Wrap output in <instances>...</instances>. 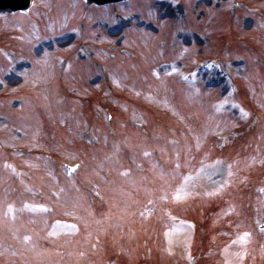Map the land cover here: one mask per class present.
Returning <instances> with one entry per match:
<instances>
[{
    "label": "rangeland",
    "instance_id": "1",
    "mask_svg": "<svg viewBox=\"0 0 264 264\" xmlns=\"http://www.w3.org/2000/svg\"><path fill=\"white\" fill-rule=\"evenodd\" d=\"M41 4L49 5V0H41ZM72 1V2H71ZM221 2V0H218ZM253 4H259L263 8L264 6V0H251ZM79 4L78 0H69L68 4L64 9L58 8L52 11L51 14H53V21L55 20V17L59 16L61 9L64 10V16L65 13L68 14L70 12V9L67 7H71L73 3ZM148 2V7H144L142 4L138 5L141 6V8H138L139 12L145 16V18H149L150 15L156 17L154 9L150 6V2ZM39 2H37V7L40 5ZM222 7L220 10L225 9V5H228V0H223ZM36 6V5H35ZM258 6V5H257ZM41 7V6H40ZM264 9V8H263ZM121 10H124V8H121ZM157 16H160V13H163L161 8L155 9ZM264 11V10H263ZM131 12V9H128L126 13ZM100 14L97 17L91 16V19H97L94 22H97L99 24L98 29L91 30L92 34H89L88 42L92 40H98L100 37L103 36V33L105 34L106 42L108 44H114L121 46V36H123L124 43L123 45H129L133 46L132 51L133 54L125 59V57L121 58L122 64L118 66V70L114 71L113 78H112V86L110 83H101V90L98 92V95L96 94L98 90H95V87H88L85 82L82 81V77L79 75H73L71 77L70 81H73V89L74 93L78 94L76 96L79 97H91L89 95L92 94V99L95 97L94 95H97L94 100H100V102L104 106L103 112L105 114L99 115V122L100 120H105L106 114L112 113L113 114H119L122 112L129 111L128 108H125L122 106L125 102L129 101H136L138 108L135 110L136 116L140 117L141 119H144V115H141L139 109L142 107H145L148 110L154 111L155 116H159V112L164 110L165 108L171 109L175 116H179L183 114L184 110L181 108L180 105L175 103V100L179 102L178 99L175 98V94L172 93V88L167 87L165 85L161 86L162 81H167L171 75V70H169V67L172 68L174 71H178V68L180 67L182 60H189L191 55L194 53L197 55H201V57L204 56H210L212 58H219L222 59L225 54L229 53L228 50L225 49V44L228 42V40H232L236 43V45L242 44L244 42H248L251 46H253V51H250L252 48H241L235 54L237 55H244L246 56L247 60H243L242 62L247 66H244L243 72L245 77V93L246 97L251 101V104L257 108V105H259L260 109L262 107L261 101L264 100V66H262V70L257 69L255 67L256 63L260 62L261 60H264V25L262 22V17H264V12H259V16H257V21L255 24H247V25H241L237 20L232 18V15H227L228 25L223 26L222 24H218V28L216 27V24L213 23L211 25V19L209 22L203 23V29H196L193 28L192 30H189L190 33L188 35L191 37L189 40L186 39L184 42L180 41V46L173 52L167 53L165 55V58L168 60H171L170 63H159L157 60L159 57H157L161 51H163L161 48H164L165 40L164 36L162 34H156V33H149L148 29L140 27V28H132L129 32L121 33V32H112L111 28H108V26L111 27V24L113 22L120 21L121 15H117L116 13L108 10H104L103 12H99ZM50 14V15H51ZM62 14V15H63ZM219 14V12H218ZM221 14V13H220ZM164 15V14H163ZM256 18V16H253ZM63 18V16H62ZM160 18V17H159ZM158 18V19H159ZM184 18H181L179 21V24L184 22ZM6 16L0 15V26L2 28H7L6 25ZM218 19V18H216ZM264 19V18H263ZM63 19H60L61 22ZM119 20V21H118ZM160 20V19H159ZM207 20V19H206ZM87 22L85 19L83 20V23H78L77 20L75 22L74 26H79L83 31L87 27ZM167 21H164V23ZM245 26V28H243ZM191 27V26H190ZM227 28V29H225ZM54 29V28H53ZM102 29V30H101ZM195 29V30H194ZM229 29V33L226 34V31ZM0 33H5V30L0 29ZM8 31H12L9 30ZM225 33L223 34V32ZM25 32V31H24ZM103 32V33H102ZM210 34L211 39L213 41V44L216 43L217 47L214 48L212 45L211 47H205L201 48L200 43L195 39V37H198V35H203L204 33ZM10 33V32H9ZM24 39L32 38V33H22L21 34ZM209 35V36H210ZM7 37V35L5 34ZM10 36V35H9ZM208 36V37H209ZM188 37V36H187ZM226 40V42H224ZM0 41H6L4 38L1 37L0 34ZM171 43H173V40H169ZM10 42V41H9ZM254 44H252V43ZM186 43V44H185ZM259 43V44H258ZM79 44V43H78ZM75 42L69 40V39H61L59 41V44L56 43L57 49L59 47L60 51L64 50H74V48L78 45ZM248 44V45H249ZM192 45V46H191ZM257 47H254V46ZM231 46V45H229ZM110 47H107L108 50ZM182 51V53H181ZM100 54V51L98 52ZM163 53V52H162ZM49 53L47 52L45 56L47 57ZM122 56V55H121ZM235 57V55H234ZM106 56L104 55L101 59L100 56H96L94 58V61L96 65H101V63L105 64ZM233 58V57H229ZM161 59V58H160ZM176 60V61H173ZM192 60V59H191ZM190 60V63H191ZM181 61V63L179 62ZM201 63V62H200ZM237 63V62H236ZM248 63V64H247ZM183 64V63H182ZM88 67V69L93 73L94 67L90 63L84 64ZM184 65V64H183ZM105 66V65H104ZM174 66V67H173ZM196 66V64H189V66H185L183 68L190 70L193 69ZM249 67V68H248ZM39 75L35 76L32 75L29 82L21 91L27 92L31 94L32 91L35 90V86L32 83V80L34 79L36 82H38L37 87L43 86L44 87L51 82V76L48 74L47 68H41ZM229 71H233L235 73V70H237L236 67H234V60L230 62ZM239 71H236L238 73ZM202 75V74H201ZM129 77V79H128ZM162 77V79H161ZM166 77H168L166 79ZM133 79V81H128L130 79ZM159 80L160 83H156L155 80ZM173 78V77H172ZM19 81V76L15 77V79L10 83L15 86L16 83ZM45 82V83H44ZM80 82V85L82 88L75 87V85L78 86V83ZM243 82V81H242ZM83 83V85H82ZM167 82H164L162 84H166ZM106 88V89H105ZM129 89V91H127ZM111 90V91H107ZM5 92L4 90H1ZM31 91V92H30ZM129 92V93H127ZM197 92V91H196ZM216 96L213 99H220L222 93L217 90ZM95 93V94H94ZM2 94V92H1ZM191 94V93H190ZM191 96V95H190ZM189 96V93H186V97L188 98L189 103H199L200 100H192ZM49 97V93H48ZM175 98V100H174ZM212 98V97H210ZM227 100L229 101H236V99H232V97H227ZM42 106L45 109H48L49 105L47 104L46 100H44ZM104 101V102H103ZM98 102L97 104H99ZM134 102V104H136ZM202 105V102H200ZM186 102H181V105L186 107L188 105ZM100 105V104H99ZM217 105V104H215ZM263 108V107H262ZM63 110V109H62ZM61 110V111H62ZM60 110H58V113H61ZM188 111L191 112V116H189L190 121L187 124L190 125H198L201 123V128L205 132L210 129V125L204 123L206 119L211 118L213 120V123H215L212 128L216 129L217 132H224L226 134H231L233 131L232 128L229 125H218L217 123H221L220 120H217L214 116V113H205L204 111H200L195 107H188ZM65 111L62 112V114H66ZM69 112V111H68ZM264 112V108H263ZM12 113V112H11ZM55 112H49V117H36V115L32 116L31 119H26L25 121L20 122L19 116L17 119V125L14 122V126H18L19 128H12L14 131L21 132V135H18L17 137H14L13 130L12 131H6L4 132V138L8 137L9 140L4 139V144L6 147H13V144L21 145L25 147L29 152L31 151L33 156L30 157L31 160H20V162L26 167L29 166V179L30 171L33 169V165L43 167V171L45 173H37L35 172V175L31 176L32 181L30 184V188L32 189V192L38 191L43 192L41 188L38 186V184H41V187L49 186V195L52 196L51 189H56L57 187L62 186V181L57 177L56 175L53 176V173L55 172V167H58L59 164L56 162H50L48 159V155L54 156L56 159L58 157L61 158H67L71 159V161H74L72 159H76L78 157H81L79 155V152L86 151L88 146H85L82 144L80 138L83 134L82 131L85 129H88L89 126L87 124V116L82 115L80 116V120H77L79 117L73 114L71 118L66 119L70 120V126L68 122L60 120L55 115ZM58 114V116H59ZM259 114V113H258ZM22 116L24 115L21 114ZM126 115V114H125ZM24 116H27L25 114ZM121 116V115H118ZM131 116V115H129ZM128 116V119H129ZM161 118V116H159ZM169 117V116H168ZM186 115H183L181 118L186 119ZM9 120H14V114L8 115ZM172 120L179 125L181 122V118L178 117H171ZM139 119V120H141ZM228 124L234 126L235 119H233L232 116L228 117ZM170 120V119H169ZM226 120V119H222ZM79 121V122H77ZM204 121V122H202ZM116 125L115 128L119 135H121V129H124L123 126V120H121L119 117L116 119ZM77 123L79 124L77 126ZM174 123V124H175ZM3 123L0 122V126H2ZM74 126L77 128H74ZM258 128H262V133L257 135V131L254 132V135L252 136L249 134V136L254 137V139H250L249 141H246L245 144H248V147H251L247 149V153L245 155L243 154L246 149L244 150H231V152L228 155H225L226 157L231 158V162H233V165H224V159L217 158L218 155H223V153L219 152H210L208 149H205V154H207L204 159L205 160H214L213 163H215V168H218L214 171V175H208L206 167H201L200 170H202V175L204 177L197 178L194 184L191 182L188 186L185 188L183 187V183L181 182L179 184V181L177 180V173L171 175L168 174L166 168L164 167H157L154 168L152 171V180L154 181L151 183L146 189H142L141 185L139 186L138 183L135 184L134 177L132 175L127 174V171L125 169L124 172L121 170V166H118L117 164L120 162L119 159H116L114 157L115 149L114 148H107L104 152L101 154H98L95 156L97 161L95 160L94 168L97 170L96 165H98V169L101 170V167L107 172H109V175L111 174V178H108L107 180H104L100 177L98 180L99 186H97V190L101 192L102 195V203L100 205V208L94 209L90 211V203L87 199L86 193L77 190L78 187H73V191L77 193L76 197H70L67 196V199H74L72 202H75L81 207L82 209L86 208L87 213L83 214V210H78V214L83 220L84 223H86L87 230L89 231V241H76L77 244L83 245L87 244L90 245V242L95 237V227L100 226L104 227L107 223H110V226L114 227V225L117 224V228L121 230V227H124L122 231L117 232V243L119 246L115 245V243L111 244V249L113 251H117L118 249L123 251L124 255L122 258H125V260L128 262L127 264H137L138 261H142L145 264H184L183 262H177L175 256L170 257L166 255L165 248L171 249L172 244L170 242H179L181 243L185 242L184 239L180 238V235L185 232V230L182 231L181 234H177L171 231V229L165 225L163 219L167 215V213H170L174 210L175 213L178 211H181L179 209L180 201H188L192 206H197L198 210L196 213L192 212H183V216H191L194 219L201 220L203 223L207 224V229L205 232H198L196 236L197 246H201L204 244L205 247L211 248L206 255V258H204L203 263L204 264H241L243 261H246V264H264V238L261 239V237L257 234L255 229H253V225L256 223L252 219V225H246L241 224L239 221L234 223L236 224L240 230H243L244 228H247L249 230V233L245 234L242 237H237L238 241L237 244L240 246L236 249L237 252L231 253L226 251H223L224 242H220V235L219 231L222 230L224 225L228 223L225 222V216L228 215V213H238L242 212L244 213V222L248 221V219H251V216L255 213H257L255 210V206L257 204V200H252L253 192H256L255 186L256 183L254 181V177L250 173V171H254L258 165V163H261L264 160V119L258 123ZM183 129L186 128L185 123L181 125ZM196 127V126H195ZM70 131H75L77 136H73L72 133H69ZM91 131V128H90ZM152 131H156V128L153 127ZM82 132V133H81ZM95 132H100L99 128H95ZM153 132V133H154ZM259 132V131H258ZM251 133V132H250ZM164 136L169 137V140L171 137L182 139L181 141L182 145H187L188 139L185 137L187 134H181V131H178L176 128L175 130H171V132L163 133ZM198 145H200V149L204 148L205 140H207L208 136L204 132H200V130H197L192 133ZM256 136V137H255ZM167 137L165 140L163 139V145L166 146L165 143H169L170 141L166 142ZM82 144V148H79ZM84 145V146H83ZM94 147L103 148L105 147V143L102 140L95 142L93 145ZM166 147L169 148L170 153L172 152H178L181 149H184L183 146H179L177 144L175 145H167ZM144 148V147H143ZM79 149V152L77 151ZM89 149V148H88ZM135 149H139V147H136ZM33 150V151H32ZM142 151L146 149H141ZM89 155L93 153L92 149L87 150ZM131 151V158L133 155V152H135L134 148L130 149ZM85 154V155H88ZM244 155V159H240L238 157H234L235 155ZM15 158H21L24 155L22 154H13ZM148 155V154H147ZM149 156H146L145 159H148ZM167 158V166L172 163V157H166ZM8 159V156L6 152H3L1 160ZM22 159V158H21ZM240 160V161H239ZM49 161V162H48ZM204 161V160H203ZM54 163V164H52ZM256 163V164H255ZM178 167L181 165H184V163H178ZM176 165V166H177ZM193 167L196 166L192 165ZM60 167V166H59ZM176 167V169L178 168ZM190 168L191 165L189 166ZM125 168H128L127 166ZM230 168L232 171H230ZM54 170V171H53ZM1 172V171H0ZM91 172V171H90ZM199 172V171H198ZM257 172V169L255 170V173ZM95 174V173H94ZM117 174L118 176L116 178H112V175ZM247 175L251 180L246 183H242V175ZM123 178L121 179V177ZM214 176V179L211 177ZM81 177V176H80ZM79 177V179H80ZM78 179V181H79ZM118 179V180H117ZM174 179L175 181H173ZM5 178L2 177L0 174V191L4 188V182ZM80 183H83L85 186L87 185L86 182H88V179L86 180V177L83 179L81 178ZM68 184H74L71 182H67ZM157 185L158 187H153V184ZM28 186V184H27ZM88 186V185H87ZM46 189V187H45ZM244 192H242V190ZM64 190V188H63ZM82 190V189H81ZM211 191V197L206 196V193ZM254 190V191H253ZM47 191V190H46ZM87 192V191H85ZM139 192L138 196L137 193ZM221 192L225 193L223 196V200L218 202L219 200L212 201L211 199L217 195H219ZM88 193V192H87ZM136 193V194H135ZM248 193V196L246 194ZM48 202L55 203L59 207V210L61 211H67L71 210L69 208L70 201H65V205L62 204L60 201L53 199L51 196L48 197ZM217 194V195H215ZM1 195V193H0ZM1 199V197H0ZM68 199V200H69ZM259 201L263 202L264 200L261 199V197L258 198ZM198 200V201H197ZM215 202V203H214ZM198 203V204H197ZM214 203V204H213ZM259 205V203H258ZM257 205V206H258ZM263 205L264 204H260ZM259 205V206H260ZM173 209V210H172ZM84 210V211H86ZM200 212L202 215V218L200 216ZM210 212V213H209ZM67 217H74L76 215L72 212H66ZM113 215L118 214L119 217L112 219L111 217H108L107 215ZM181 213V212H179ZM121 214L125 216V218L121 217ZM215 216V220H214ZM128 223L129 225L124 226L125 223ZM21 222L16 221L15 223L11 221L9 218H4L2 216L1 210H0V264H19L20 260H16L15 258H20L21 253L16 251H11V249L5 244V241L9 238V235L15 234L17 227L20 228ZM46 225V224H45ZM42 228V227H41ZM129 228V229H128ZM35 230H38L37 227H34ZM46 229V228H45ZM48 230V228L46 229ZM45 230V231H46ZM14 231V233H13ZM72 232L70 228L67 226H61L60 228H56L53 226L49 232L48 236H53L50 238L55 243L58 242V244L61 245V241L66 239L68 236V239H71L68 233ZM105 233H103L104 235ZM33 236V239L39 243V248H41V252L39 253V256L41 258L47 257L51 251L52 247L50 245H46L44 243L43 238H46L45 235L38 234L37 232H34L31 234ZM14 236V235H13ZM72 237V236H71ZM124 238V239H123ZM180 239V241L178 240ZM32 239V238H31ZM188 239V237H187ZM129 241V243H125L121 245L122 241ZM18 242L21 245H31L30 248H33V240H28L27 243L25 241H22L18 238ZM68 242V241H67ZM206 243V245H205ZM224 244V245H223ZM115 245V246H114ZM223 245V246H222ZM117 246V247H116ZM217 246V247H216ZM256 247H259L258 249ZM203 248V247H201ZM205 248V249H207ZM136 249V255L132 256V253L130 250ZM188 251H191L189 248ZM197 250H200L197 249ZM201 251V250H200ZM203 251V250H202ZM194 252V250H193ZM223 252V253H222ZM186 258L188 261L191 258L190 254L186 255ZM76 261V259H74ZM27 262H30L28 258H23V261L21 264H29ZM86 264H92L90 262V258H86ZM141 263V262H140ZM32 264V263H31ZM40 264H47L46 262H43L40 260ZM243 264V263H242Z\"/></svg>",
    "mask_w": 264,
    "mask_h": 264
},
{
    "label": "water",
    "instance_id": "2",
    "mask_svg": "<svg viewBox=\"0 0 264 264\" xmlns=\"http://www.w3.org/2000/svg\"><path fill=\"white\" fill-rule=\"evenodd\" d=\"M7 1H11V0H0V3H5Z\"/></svg>",
    "mask_w": 264,
    "mask_h": 264
}]
</instances>
